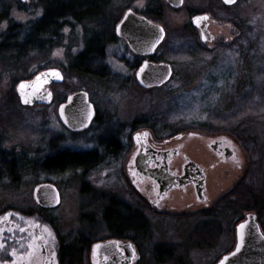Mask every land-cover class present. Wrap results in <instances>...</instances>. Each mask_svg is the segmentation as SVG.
Instances as JSON below:
<instances>
[{
    "label": "rangeland",
    "instance_id": "rangeland-1",
    "mask_svg": "<svg viewBox=\"0 0 264 264\" xmlns=\"http://www.w3.org/2000/svg\"><path fill=\"white\" fill-rule=\"evenodd\" d=\"M1 4L7 5L9 16L15 23L27 25L41 17L37 0H1ZM149 4L153 11L157 12L159 8L163 15L157 23L166 36L157 55L159 60L173 68L172 79L167 85L140 91L133 82L136 70L129 68L132 56L128 51L122 52L124 44L117 41L107 46L101 65L105 66V71H93L103 76L101 80L76 76L69 68L83 49V31L81 27L68 26L63 29L62 41L53 51L33 54L15 70L0 72V150L25 158H33L35 153L40 154L38 150L47 151L49 148L56 153L95 150L100 135L104 148H108L109 136L105 132H121L120 142H124L132 132L133 123L139 120L140 124L148 123V129L158 140L170 138L175 132L194 131L202 124L227 133L231 132L232 126L237 128L233 129V137L254 145L253 154L260 158L264 148V110L250 114L247 108L239 109L245 100H250L245 99L247 95L264 81V0H237L227 10L232 16L229 19L223 15L220 0H184L183 7L178 10L168 8L164 0H148ZM145 5L144 0L116 1L109 10L111 16H106L104 21L113 18L110 26L113 33L125 10L141 13ZM201 13L210 15V29L216 34L211 52L195 48L199 47V35L195 29L187 28L190 17ZM6 28L7 23L3 22L0 34ZM45 69L60 70L64 76L61 85L51 87L54 98L78 91L88 93L90 102L99 113L98 122L88 131L75 135L68 132L58 119L59 104L56 101L49 107L20 105L15 92L18 82L32 79ZM248 149L252 151V148ZM100 158L105 160L101 166L50 177L38 169L33 172L34 169L26 164L17 166L20 173L28 170L20 179L14 181L6 174L0 176V214L7 207H33V187L48 179L58 186L62 201L58 209L42 217L55 229L59 245H68L65 252L69 258L79 257L76 244L79 246L80 243L76 240L83 237L85 223L87 227L98 228L95 239L118 235L126 227L138 228L140 220L123 209L112 208L103 214L79 212L83 184L98 186L99 191L116 190L120 196L125 193L122 152L118 156L120 170L112 166L111 158ZM255 166V174L249 178L255 186L252 191L255 207L246 208L248 202L229 211L224 212L220 207L217 211V206L223 205L219 202L212 211L199 214L186 211L174 218L149 213L143 204L137 203L147 218L148 241L142 242L131 232L125 234L137 239L141 254L137 264H215L234 246L235 225L244 218L247 211L244 208L258 214L264 231V163L259 160ZM11 168L8 166L7 170ZM93 175L95 179H91ZM235 182L230 185L228 182L226 188ZM213 213L216 216H204ZM191 236H195L200 245L211 246L200 248ZM86 244L89 247L80 249L83 264H89L91 243ZM163 248V251L158 250ZM64 264H67L66 260Z\"/></svg>",
    "mask_w": 264,
    "mask_h": 264
},
{
    "label": "flooded vegetation",
    "instance_id": "flooded-vegetation-1",
    "mask_svg": "<svg viewBox=\"0 0 264 264\" xmlns=\"http://www.w3.org/2000/svg\"><path fill=\"white\" fill-rule=\"evenodd\" d=\"M144 1L146 2V5L141 13L132 9L125 10L123 16L115 26L113 37L114 42L117 41L124 44L122 52H124V50L128 51L132 56L129 68L131 70H136L133 80L134 85L139 88L140 91L147 92L149 90L164 87L172 79L171 77V79L161 87L151 89L142 88L136 79L137 72L144 63H167L159 60L157 55L160 46L165 40V31L163 30L164 37L162 41L151 56H143L134 53L128 46L127 42L116 34V27L122 22L128 11H131L136 17L143 18L147 23L150 21L151 23L159 24L157 21L162 19V11L159 9L157 12L153 11V9L150 8L151 5L149 4L148 6V0ZM164 2L166 6L172 10L180 9H173L165 0ZM220 2L224 9L223 12L231 9L236 4L225 6L221 0ZM148 7L150 9H148ZM196 15L208 16V29L214 36V41L212 45L202 44L199 32L195 29L199 35V47L195 48H201L202 50L211 52L216 43V34L210 29V15L207 13H201L192 15L191 17ZM135 21L136 20L131 18L128 19L125 27L129 28L131 25L136 24L137 22ZM140 30L148 33V25L146 27L140 26ZM171 69L173 76L172 66ZM98 115L99 113L95 109V117L89 124V127L80 132H72L63 125L62 126L73 135L82 134L88 131L93 124L98 122ZM140 123L139 120L133 123L131 127L132 132L128 134L124 142H120L121 132H105L108 134L107 136H109L108 148H104L103 141L100 140V135L97 139L98 145L95 150L60 151L56 153L53 148H49L47 151L38 150L40 154L37 155V153H35L33 158H25L0 150V176L6 174L14 181L20 179L23 176V173L28 171L20 173L21 171L18 170L17 166L21 164L31 166V168L34 169L33 172L38 169L48 177L57 175L58 173L53 167H55L56 157L63 154L69 156L78 155L81 158H84L81 160L82 166L75 170L84 171L98 165H103L102 162L105 160L100 158L102 156L111 158L112 160H109V162L113 163L112 166H115L117 170L118 168L120 170V159L118 156L120 157V152H122V165L124 167L122 183L125 188L124 195L120 196L116 190L99 191L100 188L98 186L83 184V199L79 204L78 210L81 214H103L109 209L119 208L130 214H135L140 220V226L138 228L126 227L123 232L118 233V235L110 234L109 237L103 239H95L94 237L98 235L96 233L98 228L96 226H92L91 228L87 227L86 223L82 220V223H85V227L82 229L83 237L76 240V242L80 243L79 246L76 244L79 257L69 258L68 254L65 252L68 245H65L64 243L59 245L55 229L42 217V215L50 214L58 209L62 201L61 192L58 186L51 180L46 179L38 182L33 187V207H7L0 214H7L10 217V220L15 224V229L12 230V232L3 235L1 243L2 247L0 248V264H64V260L67 261V264H83V258H80V249H83L84 246L89 247V244H86L89 242L91 244L88 262L91 264V247L96 243H104L107 241L131 243L136 248L139 258H141L136 238L142 242L148 241V222L142 209L138 208L137 203L143 204L144 210L149 213L175 218L182 216L186 211L193 213L197 212L196 214L212 211L219 202L231 194L233 189L239 183L245 182L246 186L251 188L252 191L255 190V186L249 181V178L255 174L256 166L254 167V165L259 160H262L264 163V148L261 157H256L253 154V150L256 149L254 148V145L246 142L244 143L241 139L242 143L238 138L233 137V134H235L233 129L237 130V128L231 126V132L227 133L212 130L209 126L202 124V126L196 127L194 131L182 133L175 132V135L170 138L158 140L154 137V133L148 129V123ZM97 131L98 133H101L100 128H98ZM136 135H140V145H137L134 141V136ZM248 140L250 141L249 138ZM248 147L252 148V151L249 150ZM140 150H143V152H139ZM8 166L12 167L10 171L7 170ZM71 171L73 170H68L63 173H69ZM160 174H163L169 178V180H173L174 185L167 189L165 184L168 183V180L163 182L157 180V176ZM95 178L94 175L91 177V179ZM234 180L236 181L235 184L229 186L227 189L226 186H228V182L230 185ZM42 184H50L56 187L60 196V204L58 207L46 208L36 203L33 195L34 189ZM259 199L258 201H261V199ZM220 208H224L223 211H229L231 206L227 207V204H225L220 206ZM219 209H217V211ZM223 211H220L219 213H223ZM207 215L216 216V213L206 214L204 216ZM247 215H253L260 226V217L258 214L256 212H246L244 218L236 223L235 229ZM34 228H36L37 235L42 239V247L32 249L29 247V242L32 237L37 238L32 231ZM260 229L264 234L261 226ZM129 232L134 233L136 238L125 235Z\"/></svg>",
    "mask_w": 264,
    "mask_h": 264
},
{
    "label": "water",
    "instance_id": "water-1",
    "mask_svg": "<svg viewBox=\"0 0 264 264\" xmlns=\"http://www.w3.org/2000/svg\"><path fill=\"white\" fill-rule=\"evenodd\" d=\"M24 0H21L23 2ZM173 9L181 8L183 0H165ZM232 6L236 0L225 3ZM136 20L134 25L126 28L128 19ZM190 24L200 35L202 44L212 45L214 36L208 30V16L197 15L191 18ZM148 25V33L142 32L140 26ZM116 34L123 38L132 51L138 55L151 56L164 37L161 26L148 23L136 17L128 11L122 22L116 27ZM58 75H53V74ZM172 76L171 66L167 63H144L137 72L136 79L142 88H158L165 85ZM62 73L56 69L40 72L33 79L21 81L15 88L16 95L21 106H49L53 101V93L50 86L63 83ZM27 101V102H25ZM58 118L62 125L72 132H80L89 127L95 117L94 106L89 101L88 93L79 91L67 96L64 103L58 107ZM140 135L134 136V141L140 145ZM139 152H143L140 150ZM154 177V176H153ZM159 182L167 181L165 187L171 188L173 180H169L163 174L157 176ZM34 200L37 204L46 208H56L60 204V196L56 187L50 184H42L34 189ZM243 226V227H241ZM15 229V224L5 214L0 216V245L3 235ZM37 238L31 239L29 247L32 249L42 247V239L37 235L36 228L32 229ZM239 246V248H238ZM1 248V247H0ZM136 248L131 243L120 241H107L96 243L91 247V264H135L139 260ZM264 264V234L253 215H247L235 229V245L231 252L224 255L216 264Z\"/></svg>",
    "mask_w": 264,
    "mask_h": 264
},
{
    "label": "trees",
    "instance_id": "trees-1",
    "mask_svg": "<svg viewBox=\"0 0 264 264\" xmlns=\"http://www.w3.org/2000/svg\"><path fill=\"white\" fill-rule=\"evenodd\" d=\"M116 1L122 0H37L42 10L41 17L27 25H22L15 23L10 18L7 5L1 4L0 0V25L3 22L7 23L6 30L0 34V72L7 69L15 70L19 63L33 54H41L46 50L48 52L53 51L62 41L63 29L68 26H77L81 27L83 31V49L72 60L69 71L80 78L101 80L103 76L93 71L104 72L106 69L105 66L101 65L105 58L107 46L114 43V37L112 30H110V26L113 25V18L111 17L109 22L104 21V18L111 16L109 10ZM16 4L19 6L18 3ZM223 15L228 19L232 17L231 14L228 15L227 10L223 12ZM187 28L193 30L190 24L187 25ZM259 83L261 85L258 89L252 91L245 98L250 100H245L239 110L247 108L250 114L264 110V81ZM66 96L63 94L55 97L56 103L63 102ZM83 159L78 155H58L53 169L58 174L75 170L82 166L81 160ZM254 197L252 190L242 182L233 189L229 198L223 199L220 204H227V207L233 208L250 202L245 207H255L256 199ZM219 207L218 205L217 209ZM246 208H244L247 210L245 212L250 211ZM191 239L199 244L195 236H191ZM204 245L211 246L210 244ZM204 245L199 244L200 248ZM158 250L163 251L164 248Z\"/></svg>",
    "mask_w": 264,
    "mask_h": 264
},
{
    "label": "snow or ice",
    "instance_id": "snow-or-ice-1",
    "mask_svg": "<svg viewBox=\"0 0 264 264\" xmlns=\"http://www.w3.org/2000/svg\"><path fill=\"white\" fill-rule=\"evenodd\" d=\"M230 2H231V0H225V3H230ZM53 75H58V74L54 73ZM25 102H27V101H25ZM241 227H243V226H241ZM0 247H2V245H0ZM238 248H239V246H238ZM221 264H224V261H222Z\"/></svg>",
    "mask_w": 264,
    "mask_h": 264
}]
</instances>
